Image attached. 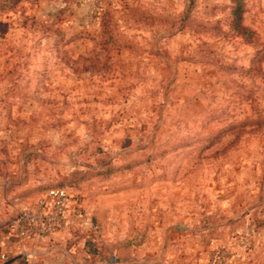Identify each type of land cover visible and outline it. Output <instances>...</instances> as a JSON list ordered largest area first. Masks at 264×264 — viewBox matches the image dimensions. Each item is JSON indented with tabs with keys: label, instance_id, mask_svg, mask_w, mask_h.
<instances>
[{
	"label": "rangeland",
	"instance_id": "1",
	"mask_svg": "<svg viewBox=\"0 0 264 264\" xmlns=\"http://www.w3.org/2000/svg\"><path fill=\"white\" fill-rule=\"evenodd\" d=\"M241 3L245 35L232 0H0V242L50 188L81 213L0 264H163L151 235L264 264V0Z\"/></svg>",
	"mask_w": 264,
	"mask_h": 264
},
{
	"label": "built area",
	"instance_id": "2",
	"mask_svg": "<svg viewBox=\"0 0 264 264\" xmlns=\"http://www.w3.org/2000/svg\"><path fill=\"white\" fill-rule=\"evenodd\" d=\"M78 199L66 188L49 190L33 204L23 207L10 220L5 233L17 246L49 240L63 232L72 216L80 218ZM209 264H229V258L218 245L211 242ZM5 259V254L0 257Z\"/></svg>",
	"mask_w": 264,
	"mask_h": 264
},
{
	"label": "crops",
	"instance_id": "3",
	"mask_svg": "<svg viewBox=\"0 0 264 264\" xmlns=\"http://www.w3.org/2000/svg\"><path fill=\"white\" fill-rule=\"evenodd\" d=\"M98 202H95L94 207L99 205ZM98 207L102 208L101 205ZM71 223L72 219L70 220L69 224ZM69 228H71V226H69ZM89 228H91L93 233H97L95 225H90ZM61 234L62 232L54 235L50 239L58 238ZM94 236H100V233H98V235L95 234ZM44 241L46 240H43V242ZM211 242L214 245H217L215 241ZM226 243V249L229 255V264H242L244 261V256L242 253L237 251L238 247H236L235 243L233 242V244H231L230 241ZM17 248L20 247L17 246V243L14 241V239L5 233L2 241L0 242V253L4 254L5 252L7 253L16 250ZM147 248L151 249L150 252H145ZM209 248L212 249V245H210ZM209 248H207V243L201 242L196 237L191 238L189 236L182 235L170 237L169 235H164L162 239L158 238L157 236L153 237V235H151L150 238L146 240V243L141 245V248L138 252H140L142 255L144 254L146 257L149 255V253L151 256L156 254V256H159L158 261L163 264H207L208 255L210 253L208 250ZM138 259L139 257L137 260Z\"/></svg>",
	"mask_w": 264,
	"mask_h": 264
},
{
	"label": "trees",
	"instance_id": "4",
	"mask_svg": "<svg viewBox=\"0 0 264 264\" xmlns=\"http://www.w3.org/2000/svg\"><path fill=\"white\" fill-rule=\"evenodd\" d=\"M232 1L234 3V6H233L232 12H231V15H232V26L236 30V33L238 35H245L247 30L242 24L243 10H242V5H241L242 4L241 0H232ZM16 2H17V0H1V3H2V8L1 9H3V10L5 8L10 9L12 7V5L15 4ZM56 188H65V187H54V188H50L49 190L56 189ZM66 189H68V188H66ZM49 190H47L46 192H48ZM12 218H9V220L6 221L3 224L4 229H6V227L8 226V224H9V222H10V220Z\"/></svg>",
	"mask_w": 264,
	"mask_h": 264
},
{
	"label": "water",
	"instance_id": "5",
	"mask_svg": "<svg viewBox=\"0 0 264 264\" xmlns=\"http://www.w3.org/2000/svg\"><path fill=\"white\" fill-rule=\"evenodd\" d=\"M14 260H16V258H14L13 260H11L10 262H12V261H14Z\"/></svg>",
	"mask_w": 264,
	"mask_h": 264
}]
</instances>
